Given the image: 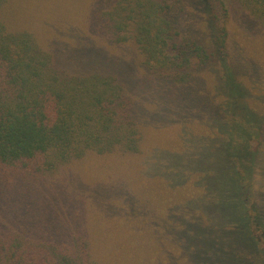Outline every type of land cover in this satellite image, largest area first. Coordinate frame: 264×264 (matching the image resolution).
Returning a JSON list of instances; mask_svg holds the SVG:
<instances>
[{
    "label": "trees",
    "instance_id": "trees-1",
    "mask_svg": "<svg viewBox=\"0 0 264 264\" xmlns=\"http://www.w3.org/2000/svg\"><path fill=\"white\" fill-rule=\"evenodd\" d=\"M242 3L258 55L223 0H0V176L32 183L33 215L57 204L0 232V264L264 260V0ZM94 159L131 183L109 189L98 238L86 207L58 219L56 176Z\"/></svg>",
    "mask_w": 264,
    "mask_h": 264
},
{
    "label": "rangeland",
    "instance_id": "rangeland-1",
    "mask_svg": "<svg viewBox=\"0 0 264 264\" xmlns=\"http://www.w3.org/2000/svg\"><path fill=\"white\" fill-rule=\"evenodd\" d=\"M223 1L232 12L233 17H231L232 21L230 22L232 34L237 37V40H239L240 36L243 37L245 34V36H247V39L246 37H244L245 48L247 47V51L249 53L258 55L262 48V44L260 46L258 43L254 44V42L252 41L253 37H250L248 35V30L246 27L242 26V21L240 19V12H242L243 0ZM76 21L81 22V20L79 19ZM259 33L260 30L258 31V34ZM127 51L131 52L129 49H127ZM128 52H126V55H124L126 56V58L135 57L133 55H130ZM149 153L150 154L146 155L143 159L144 163L146 164V169L144 170V173L146 174L151 173V167L157 168L156 166H163L165 162L163 158L167 156V153H165L162 148L159 149V147L155 148ZM92 163L93 164L90 163V165H88L89 167H85L82 162H75L70 166L63 167V169L59 171L60 176L56 177L58 179H62L61 195H63L64 200L61 203L62 211H60L61 214L64 213V215H59L58 219L60 223L61 220L68 221V217L66 216L68 214L67 209L69 207L70 210L72 206H74L76 210L79 207L81 208L82 206L83 208L86 207L91 212L90 214H93L89 217L90 220L88 219L87 221V225H89L87 232L89 235H96V238H98V235L106 234V231L103 230V225V228L100 226H96L98 221L101 224L100 221H104L105 217L108 215L107 213H104V206L109 207V201L105 197L106 194L109 192V189L113 185H119L115 186L114 189L124 190L128 187L127 190H129L131 183L125 175L112 174L110 177L105 176V174L102 172L103 170H105V168L100 160L97 161V159H94ZM262 175L264 177V172ZM263 177H259L260 184L258 190L261 189V192L264 191ZM32 190V183H27V181H24L22 178H18L13 181L10 179L5 180V178L0 176V232L9 231L13 228H23L27 225V216L30 212L32 214V210L30 209L32 206V202H30L28 193H31ZM42 192L43 194L49 195L50 187L48 182L45 183V187ZM25 198H27L28 200H25ZM68 199H72V201L70 202ZM157 201H152V203L158 204ZM43 203H45L46 206H39V208H37L36 214L32 215L40 216L44 219H48L49 217H51L52 214H54L55 216V213L53 212V209L51 210V207H55V205L57 204L55 202H49L48 199H44ZM28 204L29 208L27 207ZM117 213L118 219L121 217V215L119 214V211H117ZM207 215L212 218L213 221L217 224L227 222L225 221L224 217L225 213H223L222 210L219 209L215 204H210L208 206ZM73 220H75L77 223V219ZM258 258L259 255L255 257L257 263L264 264V260L259 261Z\"/></svg>",
    "mask_w": 264,
    "mask_h": 264
}]
</instances>
